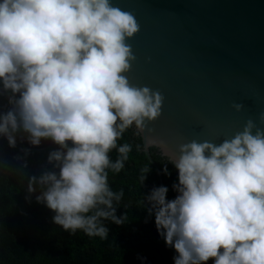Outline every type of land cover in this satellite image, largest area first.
Here are the masks:
<instances>
[{
    "label": "clouds",
    "instance_id": "9594fccd",
    "mask_svg": "<svg viewBox=\"0 0 264 264\" xmlns=\"http://www.w3.org/2000/svg\"><path fill=\"white\" fill-rule=\"evenodd\" d=\"M139 31L135 15L110 0H0V95L10 93L11 105L0 111V136L12 148L20 132L33 146H58L48 155L56 170L30 176L27 191L38 185L36 202L72 234L106 238L105 220L124 223L114 207L123 190H112L109 170L124 168L132 146L117 142L161 115V92L125 75L136 59L126 41ZM254 128L250 119L219 144L180 145L168 161L178 171V195L168 200V187L159 186L144 197L177 253L174 264H264V130ZM142 171L143 183L150 169ZM163 172L170 175L167 166Z\"/></svg>",
    "mask_w": 264,
    "mask_h": 264
},
{
    "label": "water",
    "instance_id": "95a60500",
    "mask_svg": "<svg viewBox=\"0 0 264 264\" xmlns=\"http://www.w3.org/2000/svg\"><path fill=\"white\" fill-rule=\"evenodd\" d=\"M110 2L140 25L126 41L136 57L125 73L130 84L164 96L158 119L144 131L131 127L158 178L150 149L174 167L168 161L182 144H219L250 119L253 134L264 130V0Z\"/></svg>",
    "mask_w": 264,
    "mask_h": 264
},
{
    "label": "trees",
    "instance_id": "16d2710c",
    "mask_svg": "<svg viewBox=\"0 0 264 264\" xmlns=\"http://www.w3.org/2000/svg\"><path fill=\"white\" fill-rule=\"evenodd\" d=\"M9 95L7 92L0 95V111L11 107ZM16 139V147L12 148L0 136V264H174L177 253L158 233L154 214L149 216L144 197L154 187L167 186V199H174L178 193L172 186L178 183V171L150 149L148 153L157 167L158 178L141 153L139 138L131 127L117 142L118 146L124 143L132 146L124 168L119 173L109 170L112 190H123V197L114 201V207L118 218L125 217L124 223L117 225L105 220L109 228L106 238L90 237L82 230L72 234L54 224V213L36 202L39 186L30 195L27 185L30 176L39 177L45 171L56 170L48 163V155L58 146L51 140L33 146L23 132L17 133ZM109 155L113 162L119 156L115 149ZM165 166L170 175L164 174ZM145 168L150 171L142 183Z\"/></svg>",
    "mask_w": 264,
    "mask_h": 264
}]
</instances>
